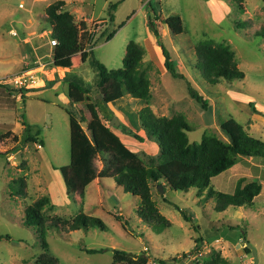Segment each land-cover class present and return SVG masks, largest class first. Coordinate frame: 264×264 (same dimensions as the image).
Masks as SVG:
<instances>
[{
    "label": "rangeland",
    "instance_id": "374dc122",
    "mask_svg": "<svg viewBox=\"0 0 264 264\" xmlns=\"http://www.w3.org/2000/svg\"><path fill=\"white\" fill-rule=\"evenodd\" d=\"M55 1L0 0V76L25 75L23 93L0 87V131L11 130L19 139L14 140L11 135L0 142V153H4L0 155V264H35L36 258L44 252L36 229L24 225L26 208L41 196H48L53 205L52 209L42 210L45 217L73 218L84 212L101 218L107 226L106 230L48 229L49 250L59 259L58 264H127L113 259L114 249L135 254L147 252L151 257L147 264H161L160 261L179 258L185 253L188 257L180 259L181 264H203L215 250L222 253L228 264H254L252 252L245 251L244 237L258 253L257 264H264V160L261 158L239 157L232 167L211 181L215 191L232 193L239 178L258 179L263 188L250 207H229L217 212L214 197L204 198L206 189L199 193L195 188L179 191L166 186L162 195L158 184L151 183L152 198L171 222L170 227L159 231L137 215L140 198L125 192L112 178L120 165L117 159L95 156L96 175L102 172L107 176L97 177L86 188L84 196L77 192L73 198L67 196L61 170L54 169L70 163V124L66 109L78 116L80 110V105L70 103L68 81L74 77L81 79L90 88L91 100L99 103L103 91L97 86L99 75L93 58L109 69L119 68L132 40L145 49L142 71L151 81L150 107L160 117L183 114L192 127L187 132L191 143L200 142L204 135H216L229 143L221 123L230 118L239 122L249 136L264 142V0H243V9L233 0H64L68 10L79 9L76 11L78 23L81 14L92 19L87 21L90 29L81 31L80 51L66 53L59 60L52 45L53 53L50 52L52 27L46 22V8ZM148 2L162 12L156 26L177 69L186 73L210 100V110L203 109L190 96L185 80L174 78L165 69L163 55L149 29ZM111 3H118L112 11L114 21L110 20ZM171 15L181 17L182 34L173 36L169 31L164 18ZM33 23L37 33L44 30L34 37V43L39 46V54L55 59L50 64L41 57H33L30 38L34 34L28 33L30 30L26 28ZM94 27L101 30L97 33L96 47L89 50L87 35ZM12 28L18 31V36L10 33ZM113 32L114 36L106 41L105 36ZM208 40L231 46L238 66L245 72L243 80L209 81L196 53L197 45ZM60 77L63 82L53 85ZM46 78L55 79H47L45 84ZM145 104L126 95L107 104L117 121L105 122L116 132L127 134L122 131L127 128L146 135L138 115ZM23 118L40 129L37 142L23 144ZM149 141L153 143L141 144L135 140V146L128 145L138 152L145 166L159 161L157 143ZM18 177L27 180L26 195L12 196L9 183ZM175 205L191 214L197 229L183 218ZM117 214L128 220V226L116 218ZM5 235L10 238H2ZM197 237L218 239L211 243L204 241L200 253L196 254L191 250ZM99 248L108 250L88 252Z\"/></svg>",
    "mask_w": 264,
    "mask_h": 264
},
{
    "label": "trees",
    "instance_id": "16d2710c",
    "mask_svg": "<svg viewBox=\"0 0 264 264\" xmlns=\"http://www.w3.org/2000/svg\"><path fill=\"white\" fill-rule=\"evenodd\" d=\"M233 1L243 9V0ZM118 3H111L109 6L111 21L115 19L112 11L116 10ZM65 5L64 0H57L46 8V22L52 27L51 37L57 41L54 46L56 56H58L56 60H59L66 53L79 52L81 49V31L90 29L89 22L81 19L78 23L77 17L66 10ZM147 8L149 29L154 34L157 45L162 51L165 69L174 78L185 80L190 96L203 109L210 110V100L193 85L186 73L177 69L176 62L162 41V34L156 26V21L161 18L162 12L156 9L151 2H148ZM164 22L173 36L184 32L182 19L179 15L164 18ZM114 34L115 32L105 36V40L109 41ZM196 53L206 77L212 83L235 82L245 78V72L238 66L235 53L229 44L216 43L211 40L203 41L197 45ZM144 54L143 46L132 40L127 45L122 66L119 68L109 69L104 63L93 58L92 62L99 75L97 86L103 91V97L99 103L91 100L88 95L90 88L81 79L74 77L68 81L70 103L73 106L80 105V110L78 116L73 111L66 109L70 124V163L60 168L54 167V169H60L63 174L67 196L73 198L77 192L84 196L86 188L93 180L97 177L107 176L102 172L96 175L93 168V159L99 154L107 155L119 161L120 165L116 168L112 178L119 186H122L125 192L140 198V204L136 209L137 215L157 231L170 227L171 222L160 212L152 198L151 183L162 184L164 190L166 186L179 191L195 188L199 193L206 189L207 193L204 198L214 197V209L217 212H223L229 207L252 206L254 199L260 195L263 188L258 179L239 178L232 193L215 191L211 181L213 177L232 167L239 157L245 156L264 160V142L249 136L239 122L230 118L221 123V129L228 136L229 143L224 142L216 135H204L200 142L191 143L187 132L192 127L183 114L160 117L150 107L149 104L153 95L151 81L142 71L145 63ZM36 66L38 65H34V67ZM1 87L5 88V86ZM10 90L13 93H23L21 88H11ZM126 95L146 103L138 115L148 139L156 142L159 147V161L156 165H143L138 152L130 149L127 143L105 122L113 118L107 104L117 102ZM22 123L25 132L23 144L37 142L40 129L28 124L24 118ZM122 131L139 142L145 141V137L134 131L127 128H122ZM11 135L14 140H19L18 136L9 130L7 132L0 131V142ZM0 155L4 156V153H0ZM27 186L26 178L13 179L9 183L11 195H26ZM164 200L166 201V198ZM175 207L186 221L190 222L195 229L198 228L190 213L178 205ZM44 208H53L48 196H41L36 199L25 210L24 225L36 229L40 244L44 248V252L36 258L35 264L59 263V259L52 255L49 250L48 229L63 228L69 231L89 230L90 228L107 229L106 223L99 217L84 212L78 213L73 218L45 217L42 213ZM115 216L128 226V220L123 215L117 214ZM3 237L10 238L8 235ZM216 239L218 238L210 240H205L203 237L195 238V246L191 252L200 253L204 241L211 243ZM244 248L247 253H251L249 248ZM106 250L108 249H89L88 252L98 253ZM186 257H188V253L179 258L172 257L168 261L160 262L161 264H181L180 259ZM150 258L147 252L135 254L121 249L113 250V259L125 261L127 264H147ZM203 264H228V261L220 251L215 250Z\"/></svg>",
    "mask_w": 264,
    "mask_h": 264
},
{
    "label": "crops",
    "instance_id": "0c3cea01",
    "mask_svg": "<svg viewBox=\"0 0 264 264\" xmlns=\"http://www.w3.org/2000/svg\"><path fill=\"white\" fill-rule=\"evenodd\" d=\"M66 2V1H65ZM80 2V1H79ZM66 6H67V3H66ZM65 8V7H64ZM75 8V9H74ZM66 10H68L67 9V7L65 8ZM74 9V10H73ZM70 12H74L75 11V16H78V15H76V11H79V9H76V7H73V8H70V10H69ZM80 18L81 19H83V20H86V21H91V19L92 18H89V17H86V16H84L83 14H81L80 15ZM34 26V23L31 25V26H29V27H26L28 30H30L28 33H32L33 32V36H31V38H30V46L32 47V49L34 50V55H33V57L34 58H36V57H38V58H40L41 57V59H43L44 61L45 60H47L46 61V64H50L51 62H53L55 59H53V60H51L49 57H46V56H44V54H39L38 53V49H39V46L38 45H36L34 42H35V40H34V37L35 36H38V34L40 35L41 33H42V31H44V30H42L40 33H37L38 31H37V27H33ZM14 31H16L17 32V35H14V36H18L19 35V33H18V31L16 30V29H14V28H12ZM11 29V30H12ZM11 30H10V33H11ZM170 31V30H169ZM41 37V36H40ZM41 39H43L42 37H41ZM24 40V39H23ZM43 43H40L39 45H42ZM50 46H51V44H50ZM28 46H27V44H25L24 45V48H27ZM159 47V46H158ZM160 48V47H159ZM53 51V47L51 46L50 47V52L51 53H53L52 52ZM160 53H162V51H161V49H160ZM164 58V57H163ZM164 62V59L162 60V63ZM34 63V62H33ZM33 63H31V64H33ZM47 79L48 80H53V79H55V78H46V80L44 81L45 82V84H46V82H47ZM63 77H60V80L58 79V81L57 82H55L53 85H58V84H60V83H62L63 81ZM132 98V97H131ZM110 104V103H109ZM109 108V107H108ZM110 109V108H109ZM111 111V110H110ZM115 131V130H114ZM116 132V131H115ZM119 132H121V131H118V132H116L126 143H127V145H134V141H135V139L132 137V136H129L128 134H123L122 132L121 133H119ZM144 134H146L145 132H144ZM141 136H143V137H145V141L144 142H140L141 144L142 143H153L152 141H149V139H148V137L146 136V135H141ZM147 140V141H146ZM137 141V140H136ZM139 142V141H138ZM154 144L156 145V142H154ZM135 146V145H134ZM137 146H140V145H137ZM156 146H158V145H156ZM158 149H159V147H158ZM98 181H100V180H98ZM95 181L93 180V182H91V183H94ZM98 184H100V182H98Z\"/></svg>",
    "mask_w": 264,
    "mask_h": 264
},
{
    "label": "built area",
    "instance_id": "2783aa9c",
    "mask_svg": "<svg viewBox=\"0 0 264 264\" xmlns=\"http://www.w3.org/2000/svg\"><path fill=\"white\" fill-rule=\"evenodd\" d=\"M23 4H20V7H22ZM101 30V27H94L90 30V32L87 35V47L89 50H92L94 47H96V41L98 40L97 33ZM12 35H17V32L13 29L11 30ZM50 44L52 46H55L57 44V41L52 39L50 40ZM25 75L20 73H14V74H7L5 76H0V87L6 86L9 88H21L24 85ZM146 247V251H147Z\"/></svg>",
    "mask_w": 264,
    "mask_h": 264
},
{
    "label": "water",
    "instance_id": "95a60500",
    "mask_svg": "<svg viewBox=\"0 0 264 264\" xmlns=\"http://www.w3.org/2000/svg\"><path fill=\"white\" fill-rule=\"evenodd\" d=\"M115 121H117V118L113 117L112 120H111V123L113 124ZM158 190H159L160 194H162V195L165 192L164 186L162 184H158ZM243 244H244V247H247V248H249L251 250V252L253 254V258H254V264H257V262H258V253H257L256 249L253 247V245L248 240H246L245 237L243 238Z\"/></svg>",
    "mask_w": 264,
    "mask_h": 264
}]
</instances>
